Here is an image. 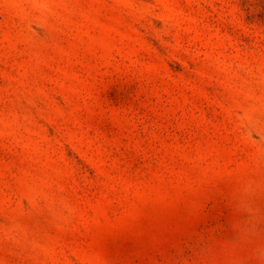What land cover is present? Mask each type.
<instances>
[{
    "label": "rangeland",
    "instance_id": "obj_1",
    "mask_svg": "<svg viewBox=\"0 0 264 264\" xmlns=\"http://www.w3.org/2000/svg\"><path fill=\"white\" fill-rule=\"evenodd\" d=\"M0 264H264V0H0Z\"/></svg>",
    "mask_w": 264,
    "mask_h": 264
}]
</instances>
